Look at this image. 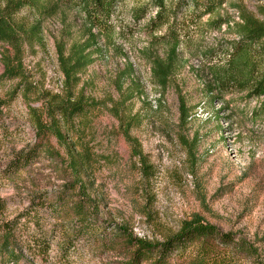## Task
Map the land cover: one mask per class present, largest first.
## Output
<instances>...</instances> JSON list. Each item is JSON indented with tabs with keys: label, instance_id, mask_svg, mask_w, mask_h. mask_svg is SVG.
I'll list each match as a JSON object with an SVG mask.
<instances>
[{
	"label": "rangeland",
	"instance_id": "rangeland-1",
	"mask_svg": "<svg viewBox=\"0 0 264 264\" xmlns=\"http://www.w3.org/2000/svg\"><path fill=\"white\" fill-rule=\"evenodd\" d=\"M56 5V0H44L37 10L14 17L22 37L24 83L1 79V58L14 52L0 43V199L5 205L0 213V264H122L131 251L119 228L133 238L161 242L194 215L222 233L246 239L263 253L264 264L261 99L245 101L240 95L211 101L204 89L208 77L195 50L226 48L235 38L236 8L258 15L264 0H227L213 18L226 19L229 26L199 34L192 27L194 45L180 48L166 89L157 87L151 76V61L169 56V46L158 41L166 26L151 30L156 27L151 0H124L109 37L91 31L78 11ZM207 19L201 18V27ZM72 50L91 61L76 88L84 92L91 110L77 124V132L62 126L61 140L39 138L27 102L49 124L44 98L62 94L60 56L66 58ZM23 88L28 90L27 102ZM178 95L188 109L185 123ZM119 116L129 123L151 177L144 178L132 158ZM32 149L39 150L37 155L13 173L14 160ZM71 153L88 154L80 181L98 204V223L91 219L82 228L71 211L75 194L67 192L74 181ZM43 241L50 245L47 252L33 248ZM231 262L251 264L238 255Z\"/></svg>",
	"mask_w": 264,
	"mask_h": 264
},
{
	"label": "trees",
	"instance_id": "trees-1",
	"mask_svg": "<svg viewBox=\"0 0 264 264\" xmlns=\"http://www.w3.org/2000/svg\"><path fill=\"white\" fill-rule=\"evenodd\" d=\"M56 1V6L78 11L85 25L103 37H109L115 32L114 16L124 3V0ZM42 2L44 0H0V43L14 52L11 57L6 52L1 58L2 80H18L19 83H24L25 75L19 58L22 37L14 17L23 10H37ZM226 2L227 0H151L152 7L156 9L155 21L152 22L156 27L151 26L152 33L166 26L165 35L158 41L169 46L167 60L153 59L150 63L151 76L157 87H170L180 48L190 49L194 45L193 37L190 36L192 27L199 34L203 30H220L223 25L229 24L226 19L213 18ZM184 9H188L184 11L186 13L182 12ZM236 9L239 22L234 27L235 38L225 43L226 48H195L208 77L204 89L206 94L211 96V101L223 102L226 97L240 95L244 96L245 101L261 99L259 112L264 114V6L259 9L258 15L245 9ZM203 17L208 19L201 27ZM60 62L64 76L63 92L61 95H47L48 97L44 98L48 100L46 117L50 120L49 124L44 121L39 110L32 108L30 102H27L28 90L23 88L21 91V96L28 105L31 124L39 138L51 135L61 140L62 126L71 133L75 130L77 132L81 118H85L91 110V103L85 98L84 92L76 90L78 76L91 61L86 59L84 53L72 50L71 55L66 58L61 54ZM178 102L181 122L185 123L188 120V109L180 95ZM2 106L3 103L0 102V109ZM118 120L124 127V139L130 147L132 158L139 164L143 177H151V167L146 164L137 141L130 136L129 123H124L126 120H122L120 116ZM38 151L32 149L26 155L17 157L11 171L16 173L20 168L27 166ZM86 155L88 154L69 155L74 181H71L67 192L75 194L71 211L77 228L88 226L91 219L95 224L98 223V204L90 198L87 187L80 181ZM4 207V201L0 199V213ZM7 226V231H11L14 221ZM118 232L131 251L129 259L122 264H171L172 260L178 264L179 259L184 260L182 264H232L235 255L243 258L246 256L251 264H262L263 253L258 248L242 237L220 232L216 226L198 215L184 221L176 234L161 242L133 238L126 228H119ZM49 246L43 241L35 243L33 248L45 253Z\"/></svg>",
	"mask_w": 264,
	"mask_h": 264
}]
</instances>
